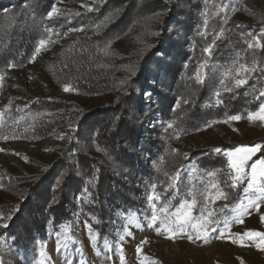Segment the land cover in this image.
<instances>
[{"label":"trees","instance_id":"16d2710c","mask_svg":"<svg viewBox=\"0 0 264 264\" xmlns=\"http://www.w3.org/2000/svg\"><path fill=\"white\" fill-rule=\"evenodd\" d=\"M55 2L0 0V70L31 60L48 24L65 25L66 19L48 18ZM217 4L221 0H96L90 12L72 19L81 33L46 60L43 94L21 116L25 139L45 141L74 125L77 142L68 140L53 165H41L24 193L29 210L9 228L16 249H29L69 223L74 201L83 222L107 237V203L123 214L136 210L135 180L160 181L190 165L218 174L227 205L239 199L245 183L231 187L223 152L178 155L171 146L173 135L245 118L264 102V12L243 21L215 11ZM242 67L245 83L238 85L234 75ZM64 87L72 95H63ZM153 103L166 118L165 139L156 141L144 136ZM191 186L182 174L172 208L190 199Z\"/></svg>","mask_w":264,"mask_h":264},{"label":"rangeland","instance_id":"374dc122","mask_svg":"<svg viewBox=\"0 0 264 264\" xmlns=\"http://www.w3.org/2000/svg\"><path fill=\"white\" fill-rule=\"evenodd\" d=\"M70 1L56 0L53 8L58 11L48 18L66 19L65 25L51 23L46 26L42 38L45 44L41 46L39 42L37 48L40 51H35L31 60L21 67L10 64L0 70V225L7 224V227L0 226V264H264V241L260 237L250 239L243 236L247 231L264 233V222L261 220L264 217V201H257L258 208L248 209L242 217L243 223L232 222L225 228L223 218L236 215L231 209L241 202L247 205L245 193L242 191L239 199L221 212L220 209L227 203L226 199L216 196L218 191L223 192L219 186L218 174L211 172L215 175H209L192 165L187 166L185 171L160 181L147 183L141 178L135 180L133 187L137 189L134 197L136 210L123 214L115 203H107V237L97 235L83 222L79 204L74 201L69 223L61 225L55 233L50 230L44 241L36 242L29 249L19 250L14 247L9 228L20 212L25 209L23 214L26 215L29 210L24 204V193L30 191L34 178L41 173V165H53L68 140L77 142V127L74 125L45 141L25 139L29 135L22 133L25 124L21 116L43 94L48 82L44 72L46 60L53 59L66 43L81 33L82 28L70 25L72 19L80 13L90 12L96 3V0H78L70 5ZM221 2L222 6L217 4L215 11L222 8L226 16L232 19L250 21L254 12H264V0ZM199 18L203 20L204 16L200 14ZM245 69L242 67L237 70L235 81H245ZM62 93L72 95L70 90L65 91V87ZM154 104L148 107L149 115L144 123L147 131L144 136L156 141L157 138L165 139L166 118H159L160 114ZM259 108L260 106L254 112ZM248 115L239 120L229 118L215 121L184 137L173 135L172 152L188 155L199 150L215 151L219 148L228 161L227 151L239 146L255 147L260 144L261 151L248 163L264 158V122L259 119L250 121ZM230 169L233 181L236 173ZM182 174H187L192 184L190 199H185L172 208ZM3 181L6 182V187L1 184ZM243 183L246 187L247 178ZM193 199L196 200V206L192 209L193 217L204 216L213 221L208 226L206 240L203 236L197 239L196 230L191 225L184 232H177L175 235L165 232L163 228L157 234L156 228L160 227L161 220L174 221L176 218L171 214L184 201ZM17 206H20L18 210ZM165 207L167 211L161 212V208ZM153 211L157 214V221L149 227ZM209 213L212 215L209 216ZM217 220L220 221L219 225L214 222ZM200 222L193 220V223ZM137 224L140 226L137 227ZM189 234L193 236L192 241L188 239ZM138 248L140 251H137Z\"/></svg>","mask_w":264,"mask_h":264},{"label":"snow or ice","instance_id":"6c2138e0","mask_svg":"<svg viewBox=\"0 0 264 264\" xmlns=\"http://www.w3.org/2000/svg\"><path fill=\"white\" fill-rule=\"evenodd\" d=\"M58 9L53 8L51 12L48 13V16L51 17L53 13H56ZM45 44V41L41 40L40 45L43 46ZM249 47H252V45H249ZM40 51V48L36 49V52L38 53ZM247 70V69H245ZM236 83L242 84L245 83L243 80H237ZM69 89L65 87V91H68ZM261 95H264L262 93ZM231 120H239L241 119L240 116L235 115L230 117ZM248 119L250 121L259 119L260 121L264 122V104L260 105V108L257 112L250 113L248 115ZM216 152H220L221 149H215ZM261 151V145L257 144L255 147H245V146H239L236 147L233 150L227 151L226 155L228 156V164L229 167L232 168L236 175L233 177V183L231 187L236 188L238 184L243 183L245 178H247V186L243 189V192L246 195V198L248 200L247 205L243 204L242 202L235 208H232L231 211L233 213H236V215L232 217H224L223 218V224L224 227L227 228L232 222L236 223H243L242 217L247 213L248 209L251 207H259L257 201H264V158H257L256 160L252 161L251 164L248 162L252 160V157L258 152ZM246 169H250L247 170ZM209 175H215V173H209ZM215 187V185H213ZM251 194V195H248ZM217 198H223L227 199V195L221 191H218L216 194ZM196 206V200L193 199L192 201H184L179 208L176 209L174 213H172V216H175L174 221H168L165 222V220L160 221V227L156 228L157 234H160L161 228L167 233H170L172 235H175L177 232H184L185 228L189 225L196 230V238L199 239L201 236L207 239L208 236V226L213 223V221L208 220L204 216L200 217H193L192 215V209ZM229 206L227 204L224 205L223 208L220 209L221 212H223L225 209H227ZM167 208H161V212H166ZM203 211V209L201 210ZM212 213H209V216H211ZM193 220L201 221L200 223H193ZM262 222H264V217H261ZM157 221V214L155 211H153V215L151 217V222L149 224V227H152L155 222ZM217 225L220 224V221H214ZM175 225V227H173ZM3 227H7V224L0 225ZM140 225L137 224V227ZM215 231V229H212ZM243 236H247L248 238H254V237H260L262 241H264V233L261 232H255V231H247L243 234ZM171 238V236H169ZM188 239L190 241L193 240L192 235H188ZM95 240V237H93V241ZM137 251H140L138 248ZM43 255V252L41 253Z\"/></svg>","mask_w":264,"mask_h":264}]
</instances>
